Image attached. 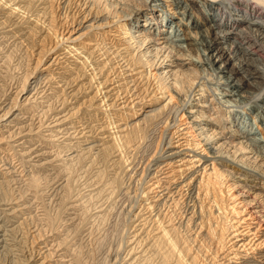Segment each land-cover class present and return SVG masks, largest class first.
<instances>
[{"label":"bare ground","instance_id":"obj_1","mask_svg":"<svg viewBox=\"0 0 264 264\" xmlns=\"http://www.w3.org/2000/svg\"><path fill=\"white\" fill-rule=\"evenodd\" d=\"M159 1L0 0V73L37 51L0 96V264H79L76 211L132 185L118 264H264V0H167L174 22ZM43 195L64 222L25 240Z\"/></svg>","mask_w":264,"mask_h":264},{"label":"rangeland","instance_id":"obj_2","mask_svg":"<svg viewBox=\"0 0 264 264\" xmlns=\"http://www.w3.org/2000/svg\"><path fill=\"white\" fill-rule=\"evenodd\" d=\"M159 2L161 4H159L158 8L162 11L163 15H170L171 17H173L172 18L173 22L177 21L179 14L174 12L173 5L170 4L167 0H160ZM240 13L241 12L234 10V11H232L231 17L232 18H238V17H240V15H238ZM263 22H264V20H262L261 25H263V27H264ZM133 28H135V27H133ZM237 28H240V27H237ZM242 35H245V34H242ZM32 50L33 51L30 50L29 52H28V49L23 51L22 47L20 46L19 48L18 47L13 48V50H10V52L8 53V55H9L8 61L9 62L8 61L7 62L9 63V65L6 68L7 71L4 69L3 72L0 73V75H2V76H0V96H1V99L4 100L5 98L9 97L10 95H11L10 97H13L14 96L13 92L15 91L14 86H16V84H20L22 82V79H24V77H22L24 75V73L28 74L30 72V67L33 66L32 62L35 58V53L37 52L35 50V46H34V48H32ZM257 54H261V57L257 58ZM253 57H256L255 58L256 60H254V62L256 64L262 66L261 61L264 62V51L262 53L258 52L256 54H253ZM257 80L260 82H264V78H259ZM25 81H26V79H25ZM216 81L217 80L214 77L210 76V78H208L206 80L207 87L214 89L217 86ZM193 101H195V100H193ZM235 109L241 110V114H242V112L244 113L243 114L245 116L244 118L247 120V122L249 121V126H250L251 125L250 121H252V119H253V113L252 112L254 109L250 108L251 110L250 109L245 110V109H242V107H235ZM225 124H227V123L225 122ZM256 124L255 125L253 124V126H255V128H256V133H257L256 136L261 138L260 143H261V145L264 146V129L263 130H262V128L260 129L258 127L259 125L256 126ZM201 126H203V125H201ZM160 131H161V129L159 127V130L157 133H159ZM159 143H160V139L155 138L154 142L152 143L151 149L158 148ZM77 178L79 179V181L76 180ZM132 178H133V176H131L130 179H132ZM76 179H74V181H71V182L69 180V184L67 183V185L64 186V187H67L69 189V192H71V193L73 190H75L78 187V185H80L79 183H81V180L83 178L76 177ZM64 187L62 188V190L63 191L67 190V188L64 189ZM136 188L137 187L135 185H132V187L128 191V193L124 194V196L118 197L119 198V199L117 198L118 200L115 199V201H114L115 203L113 202V204L111 205L112 208H109V211H106L107 214L105 213L104 215H102L104 217H102V216L96 217L95 216V209L97 207H99L98 203L94 204L95 200L94 201L92 200V201L88 202L87 204H85V207H83V209H85V210H77L76 211L77 212V219L75 221V224H74V226H71L69 228H70V230H72V231H70V233H71L70 235H72L74 233L73 239L76 240V238H78L74 243L76 246V247L74 246V248H75V252H76L75 254H77L76 258L79 259V261H78L79 264H118L117 263L118 255L124 256L126 254V250L128 249V243H125V242L128 241V238H129L127 236L129 234L128 229L130 227V222H131L129 212H130L131 208L134 206L135 201H136L135 200V198H136V194H135L136 190L135 189ZM6 192H8V189L5 190V194H6ZM7 194H8L7 197L11 196V193L9 195V192ZM55 196L57 197V195H55ZM55 196L43 195L42 197H40L42 199L34 198L36 201L35 200L32 201V209L29 208V206H28L29 217H27V219L24 220L25 223H23L21 225V228H22L21 231L24 230L23 232H25V234H23V236L26 235L25 240H28L29 234H30L29 231L34 229L33 226L34 227L35 226H38V227L42 226V223L40 222L41 220H37L38 217L36 218V215L34 216V214L46 213V214H48V216L47 215L46 216L54 224L59 223L61 221V218H62L61 222L62 223L64 222L63 221V219H64L63 214H62L61 210L59 209L60 207L57 205L58 201H55L54 198H52ZM113 199H114L113 196L110 197V200L106 201V203L108 202L107 205L111 204ZM103 206H105V204ZM35 207H36V209H38V208L39 209L36 210ZM128 209H130V210H128ZM34 210H35V212H34ZM37 212H39V213H37ZM27 231H28V233H27ZM119 264H121V262Z\"/></svg>","mask_w":264,"mask_h":264}]
</instances>
